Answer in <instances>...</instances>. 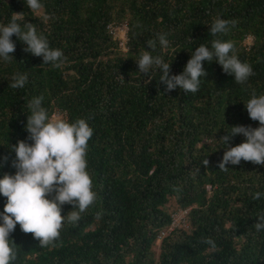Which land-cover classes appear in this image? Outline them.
<instances>
[{
  "label": "trees",
  "instance_id": "1",
  "mask_svg": "<svg viewBox=\"0 0 264 264\" xmlns=\"http://www.w3.org/2000/svg\"><path fill=\"white\" fill-rule=\"evenodd\" d=\"M40 2L33 12L25 0H0V25L20 13L22 30L32 23L50 48L63 52L59 68L43 64L14 34L13 58H0V178L16 172L12 146L32 143L25 127L29 102L43 96L49 116L83 118L93 129L86 159L97 199L77 223L65 220L46 247L17 224L12 264H264V230L254 227L264 196L252 198L264 193V165L242 160L219 169L227 150L221 137L232 126L259 127L245 103L253 91L264 95V0ZM217 17L235 24L213 36ZM123 24L126 50L110 32ZM216 39L233 42L238 58L252 66L244 84L215 59L202 62L207 76L196 93L165 92L160 69L138 70L136 61L148 51L170 64V75L180 74L198 46L211 49ZM17 73L28 77L22 89L10 87ZM245 140L238 134L228 147ZM6 202L0 195V212ZM72 210L78 211L65 204L61 214ZM180 211L183 224L157 242Z\"/></svg>",
  "mask_w": 264,
  "mask_h": 264
},
{
  "label": "clouds",
  "instance_id": "2",
  "mask_svg": "<svg viewBox=\"0 0 264 264\" xmlns=\"http://www.w3.org/2000/svg\"><path fill=\"white\" fill-rule=\"evenodd\" d=\"M33 12H39L43 5L40 0H25ZM23 16L18 13L7 25H0V58L10 61L16 45L11 39L15 34L26 44L25 51L43 58V64L51 63L59 68L63 59L60 49L50 48L47 38L38 34L32 23L24 25L22 30L18 20ZM234 21L217 17L210 25L213 36L226 33ZM147 45L154 49L156 42L149 40ZM162 48L168 47L164 34H159ZM222 66L225 73L234 74L235 82L244 84L254 75L252 66L242 62L235 54V45L231 41L213 40L211 49L203 44L191 54L182 73L170 75V64L163 62L159 56H153L145 51L136 61L138 70L148 75L153 69H160V81L165 85V92L183 89L185 92L196 93L199 90L200 78L207 76L203 67L204 61L213 60ZM28 82L26 74H15L10 85L13 89H22ZM43 96L34 97L29 102L31 114L25 125L28 139L13 145L16 159L13 167L14 175L5 174L0 178V195L7 198L3 212H0V264H12L16 259L15 242L10 234L19 224L24 233L33 234L42 247L53 244L60 237V230L65 220L77 223L89 206L97 199L93 191V181L88 172L86 159L88 141L93 135V129L88 122L77 119L70 122L59 115L49 116L42 107ZM250 119L259 122V127L236 125L222 136L227 150L224 152L219 169L226 170L227 165H239L241 161L264 165V95L257 96L253 91L251 98L245 103ZM238 134L246 140L234 147H228L229 141ZM208 161H205L207 164ZM55 193L54 195H52ZM51 196V198H49ZM264 193L253 194L254 200H259ZM71 204L74 209L67 215H62V206ZM185 214V211H181ZM179 213V212H178ZM177 214V213H176ZM182 214V215H183ZM102 213H97L99 218ZM254 227L257 231L264 230V213H258ZM183 217L173 215V222L166 230L157 236V242L183 224ZM182 220V221H181ZM178 221V222H177ZM215 246L210 238L205 241ZM158 244V243H156Z\"/></svg>",
  "mask_w": 264,
  "mask_h": 264
},
{
  "label": "built area",
  "instance_id": "3",
  "mask_svg": "<svg viewBox=\"0 0 264 264\" xmlns=\"http://www.w3.org/2000/svg\"><path fill=\"white\" fill-rule=\"evenodd\" d=\"M110 32H111L113 38H115L116 40L119 41L121 48L123 50H126L125 42L127 40V25L123 24V25H119V26H111ZM53 115H59L61 118H63V116H64L63 114H61L58 111L54 112Z\"/></svg>",
  "mask_w": 264,
  "mask_h": 264
},
{
  "label": "rangeland",
  "instance_id": "4",
  "mask_svg": "<svg viewBox=\"0 0 264 264\" xmlns=\"http://www.w3.org/2000/svg\"><path fill=\"white\" fill-rule=\"evenodd\" d=\"M183 213L180 211L179 213H177V214H175V217L176 216H180V217H183V215H182ZM158 246V245H157Z\"/></svg>",
  "mask_w": 264,
  "mask_h": 264
}]
</instances>
